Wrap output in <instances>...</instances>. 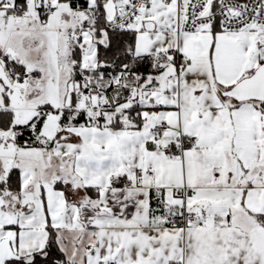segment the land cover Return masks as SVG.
I'll return each mask as SVG.
<instances>
[{
    "label": "snow or ice",
    "instance_id": "6c2138e0",
    "mask_svg": "<svg viewBox=\"0 0 264 264\" xmlns=\"http://www.w3.org/2000/svg\"><path fill=\"white\" fill-rule=\"evenodd\" d=\"M0 264H264V0H0Z\"/></svg>",
    "mask_w": 264,
    "mask_h": 264
}]
</instances>
